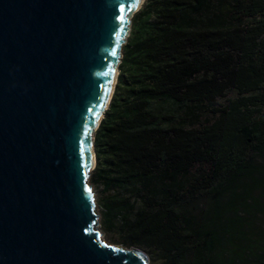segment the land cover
<instances>
[{"label":"trees","instance_id":"16d2710c","mask_svg":"<svg viewBox=\"0 0 264 264\" xmlns=\"http://www.w3.org/2000/svg\"><path fill=\"white\" fill-rule=\"evenodd\" d=\"M119 69L103 230L152 264H264V0H148Z\"/></svg>","mask_w":264,"mask_h":264},{"label":"water","instance_id":"95a60500","mask_svg":"<svg viewBox=\"0 0 264 264\" xmlns=\"http://www.w3.org/2000/svg\"><path fill=\"white\" fill-rule=\"evenodd\" d=\"M142 3L0 0V264H150L102 241L89 184Z\"/></svg>","mask_w":264,"mask_h":264},{"label":"rangeland","instance_id":"374dc122","mask_svg":"<svg viewBox=\"0 0 264 264\" xmlns=\"http://www.w3.org/2000/svg\"><path fill=\"white\" fill-rule=\"evenodd\" d=\"M147 1H148V0H144V3H142V6L140 7V9H139L138 11H136V13L133 14L132 19H131V22H132V24H131V31H132V28H133V20H134V17L136 16V14H137L140 10L143 9V7H144V5L146 4ZM130 36H131V32H130L129 37H130ZM129 37H128L127 41H126V44H127L128 40H129ZM126 44H125V45H126ZM125 45H124V47H125ZM123 49H124V48H123ZM119 72H120V69H119ZM96 165H97V163H96ZM95 169H96V167L94 168V170L91 171L90 178H89V184H90V187H92V192H93V194L95 195V197H94V202H95V207L97 208V209H95V210H96V213L100 216V223H99V226H98V230H99V232H100L101 235H104V236L102 237V241H103L106 245L114 246V247H121V248H123V249H126L123 245L119 244V242H118V238H117V237H114V236H112V235H108V234L103 230V228H102V208H101V205H100V204H101V203H100V200H101V198L103 197V190H102V188L99 186V184L94 183L93 180H92V176H93V173H94ZM142 251H143V250H142ZM144 252H145V251H144ZM145 253H146V252H145ZM146 254H147V253H146ZM147 255H148V254H147ZM148 257H149V256H148ZM149 259H150V258H149ZM150 264H152V263H151V260H150ZM154 264H161V263L156 262V263H154Z\"/></svg>","mask_w":264,"mask_h":264},{"label":"bare ground","instance_id":"6f19581e","mask_svg":"<svg viewBox=\"0 0 264 264\" xmlns=\"http://www.w3.org/2000/svg\"><path fill=\"white\" fill-rule=\"evenodd\" d=\"M141 6H142V4H141ZM140 9V8H139ZM138 9V10H139ZM135 13V12H134ZM133 13V14H134ZM117 71H118V75H119V68L117 67ZM117 83H118V76H117V79H116V83H115V86H114V91H113V93H112V95H111V97L109 98V100H108V102H107V104H106V106H105V108H104V110H103V112L106 110V108L108 107V104H109V101L111 100V98H112V96H113V94H114V92H115V89H116V85H117ZM103 117V113H102V115H101V117H100V119H99V121H98V124H99V122H100V120H101V118ZM98 124H97V126H98ZM96 126V127H97Z\"/></svg>","mask_w":264,"mask_h":264}]
</instances>
